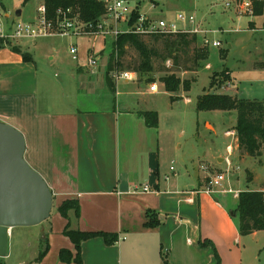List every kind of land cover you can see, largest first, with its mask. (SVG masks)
<instances>
[{
    "label": "crops",
    "instance_id": "0c3cea01",
    "mask_svg": "<svg viewBox=\"0 0 264 264\" xmlns=\"http://www.w3.org/2000/svg\"><path fill=\"white\" fill-rule=\"evenodd\" d=\"M19 9L21 16V5ZM3 16L12 19L9 11ZM99 39L95 44L103 46L111 40ZM80 71L77 66L70 73L68 95L54 96L48 71L38 67L31 54L16 41L0 48V121L22 133L24 159L53 194L50 217L33 230L43 250L27 258L17 256L11 264H264V230L239 233L233 214L237 197L232 196L235 204L230 206L227 194L197 192L209 174L202 165L203 175L194 173L191 157L180 156L177 168L173 159L167 162L160 114L146 105L148 95L164 92L170 96L164 85L156 81V91L151 92L150 84L137 81L136 76L121 79L135 86L120 92L117 80L112 94L104 92L93 101L84 97L89 101L85 105L79 95L84 86L91 90V83L92 87L107 84L105 76L86 82ZM141 111H156L157 126H148ZM235 134V129L224 131V137L231 144L235 140L237 148ZM144 185L149 187L146 192L141 190ZM246 190L264 192V188ZM66 200L78 206L77 212L68 211L67 219L57 211ZM148 213L157 222L153 226L147 225ZM14 229H8L6 256L1 258L4 264L12 255ZM65 230L103 232L115 239L106 243L95 236L81 241V262L77 263ZM62 250L71 253L69 261L60 259Z\"/></svg>",
    "mask_w": 264,
    "mask_h": 264
},
{
    "label": "rangeland",
    "instance_id": "374dc122",
    "mask_svg": "<svg viewBox=\"0 0 264 264\" xmlns=\"http://www.w3.org/2000/svg\"><path fill=\"white\" fill-rule=\"evenodd\" d=\"M22 1L2 0L0 13L9 11L11 18L25 20L28 16L33 17L35 15L36 7L42 2V0H30L22 5ZM128 4L131 8L136 7L140 13L156 19H175L178 12L194 14L200 28L221 30L209 35L211 39L220 41V47L211 45L203 47L200 39L195 35V42H192L188 48L180 47L176 51V54L183 61L181 64H191L194 48L204 49L208 53L207 59L199 65L197 71H177L176 75L181 80L190 82L188 91L181 89L172 94L173 102H170L169 97L164 92L147 96L146 105L157 109L160 114L164 143H167L168 146L167 162L173 159L177 168L180 156L185 155V157L192 158L189 161L190 166L198 175H203V170L199 165L205 166L204 173L209 175L222 173L225 176L223 185L226 188L238 191L264 188V155L255 158L246 157L241 160L243 155H240L235 147V140L231 144L229 139L224 137L225 130L232 131L235 129L236 112L197 111L195 108L196 98L205 92L226 93L241 99H255L264 102V29H262L264 27V13L260 16L255 14L253 16H240L233 10L225 9L222 6V0H128ZM20 5L22 14L16 17L14 11ZM28 10L29 14L27 13ZM187 28L190 27L187 26ZM140 36L143 37L149 47L154 48L161 55L154 59L156 68L171 69L168 68L170 59H165L169 46H166L162 39L154 41L147 35ZM98 40L100 39L52 36L35 39L24 38L16 40V43L32 55L38 67L46 68L49 79L53 83V94L57 96L64 93L68 95L71 92V90L69 91L71 87L67 86V82L70 73L76 70L77 66H80V72L84 75L83 80L86 82L87 80L92 82L104 78L109 55L113 49V42L108 39L104 46L97 45L98 43L93 45L94 41L98 42ZM70 43L75 44L78 49L77 59H73L69 52ZM185 50L187 51L184 52ZM89 52L96 54L97 62L94 67L87 64L86 56ZM138 59V53L129 47L122 58L124 68L134 65ZM91 69H93V74L88 72ZM160 75L161 72L154 74L155 81L153 82L159 81ZM136 79L147 85L151 83L145 81L143 77L140 78L138 74ZM112 83L114 89L116 85L113 80ZM93 85L94 87L91 83L92 91L87 85L81 89L83 91L79 93L82 98L80 103L86 105L89 102L85 101L84 97L93 101V97H98L104 92L112 94L108 85L102 87ZM132 86H135L133 81L125 84L120 79L116 89L121 92ZM86 92H91L92 95H86ZM122 98V95L117 96L118 100ZM186 100H189V103ZM204 120H208L206 125L203 124ZM228 144L232 146L233 151L229 157L231 166L227 173L228 166L226 160L223 159L227 154L226 146ZM177 145L181 147L177 148ZM218 157L222 158L221 162H218ZM225 198L228 199L230 206L235 204V198H232L231 194L225 195ZM15 228L10 236L12 255L10 259L5 261L7 264H11L12 259L20 255L25 258L31 257L37 250L42 251L44 247L41 245L40 238L38 247V241L33 231L35 226Z\"/></svg>",
    "mask_w": 264,
    "mask_h": 264
},
{
    "label": "trees",
    "instance_id": "16d2710c",
    "mask_svg": "<svg viewBox=\"0 0 264 264\" xmlns=\"http://www.w3.org/2000/svg\"><path fill=\"white\" fill-rule=\"evenodd\" d=\"M30 0H23L22 5ZM47 8V13L52 16L58 7H71L78 12L82 21L89 23L96 22L104 13V8L97 0H43ZM2 6V0H0ZM263 5L255 3L254 14L262 15ZM140 14L139 10L134 7L132 10V19H136ZM154 41L162 39L168 47L166 58L170 59V66L156 68L154 59L161 55L157 53L154 48L147 45L142 36L137 34H121L114 41L113 49L109 55L107 69L105 74V81L108 87L113 90L112 79L110 73L113 71L128 70L134 72L144 78L147 82H153L154 74L161 72L159 81L164 85L165 91L170 94L169 99L172 101L171 95L180 91H188L190 89V82L181 80L176 75L177 71H197V68L208 57L207 51L204 49L194 48L192 53L191 64H181L183 61L179 58L176 51L182 47L188 48L192 42H195V35L190 33L178 32L174 34H158L147 35ZM3 45H11L10 42L4 43L0 40V48ZM133 48L138 53V61L132 65L124 68L122 58L128 48ZM173 47V51H172ZM13 50L20 52L15 47ZM185 50L184 52H186ZM23 59L29 58L22 54ZM168 61V60H167ZM194 82V81H193ZM195 108L197 111H235L236 126L235 138L237 149L240 155L255 158L264 155V102L251 99H241L237 96H232L226 93L205 92L196 98ZM139 114L143 117L148 126L156 127L158 124V114L156 111H141ZM74 209L77 212L78 206L72 200H66L58 206L57 211L65 219L68 218L69 210ZM237 216L238 229L241 235H248L254 231L264 230V192L254 190L240 191L237 196V205L233 211ZM148 226H153L157 222L153 219V214L148 213ZM65 235L70 238L76 251L74 261L80 263L79 245L80 242L95 236L103 237L106 243L114 241L115 237L103 232H79L65 230ZM41 253L40 255H42ZM72 255L69 251L62 250L60 252V259L67 262ZM0 264H4L0 258Z\"/></svg>",
    "mask_w": 264,
    "mask_h": 264
},
{
    "label": "built area",
    "instance_id": "2783aa9c",
    "mask_svg": "<svg viewBox=\"0 0 264 264\" xmlns=\"http://www.w3.org/2000/svg\"><path fill=\"white\" fill-rule=\"evenodd\" d=\"M104 8L103 15L94 23L82 21L78 12L71 7H58L52 16L47 13L44 1L36 7L35 15L30 20H20L12 18L7 20L0 13V40L4 43L13 42L24 38H42L52 36H73V37H89L97 40L103 37H110L113 44L117 37L121 34H137V35H158V34H174L178 32L190 33L196 35L203 47L209 45L220 47L219 40L211 39L210 34L220 32L217 30H206L197 25L194 14H186L178 12L175 19L167 20L164 18H152L144 13H140L136 19H132V10L128 4V0H97ZM255 3L263 5L264 0H222V6L225 9L233 10L240 16H253ZM262 13V14H263ZM189 26L190 28H187ZM264 29V27L262 28ZM95 42V41H94ZM95 43H93L94 45ZM93 48V47H92ZM92 51V49H90ZM69 52L73 59H77L78 49L75 44H69ZM87 64L90 67L96 65V54L89 52L86 56ZM91 69L90 71H92ZM137 74L128 70L113 71L111 78L117 80H133ZM151 92L156 91L155 82L149 85ZM229 136H234L233 132H226ZM226 156L223 160L227 163V173L231 166L229 157L232 154V146L226 147ZM172 169V167H171ZM225 176L222 173L209 175L206 184L197 192L206 194H231L238 196L240 191L226 188L223 183ZM146 192L149 190L147 185L141 188Z\"/></svg>",
    "mask_w": 264,
    "mask_h": 264
},
{
    "label": "water",
    "instance_id": "95a60500",
    "mask_svg": "<svg viewBox=\"0 0 264 264\" xmlns=\"http://www.w3.org/2000/svg\"><path fill=\"white\" fill-rule=\"evenodd\" d=\"M18 8L14 15L19 17ZM22 133L0 121V258L6 256L8 229L41 224L50 217L53 194L24 159Z\"/></svg>",
    "mask_w": 264,
    "mask_h": 264
}]
</instances>
